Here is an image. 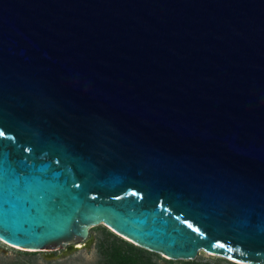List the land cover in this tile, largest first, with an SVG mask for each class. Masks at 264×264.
Here are the masks:
<instances>
[{"label": "water", "instance_id": "95a60500", "mask_svg": "<svg viewBox=\"0 0 264 264\" xmlns=\"http://www.w3.org/2000/svg\"><path fill=\"white\" fill-rule=\"evenodd\" d=\"M0 133L21 251L264 264V0H0Z\"/></svg>", "mask_w": 264, "mask_h": 264}, {"label": "rangeland", "instance_id": "374dc122", "mask_svg": "<svg viewBox=\"0 0 264 264\" xmlns=\"http://www.w3.org/2000/svg\"><path fill=\"white\" fill-rule=\"evenodd\" d=\"M113 237L131 244L126 239L117 236L110 229L101 225L88 228L86 238L81 242L83 247L77 251L72 250L68 252L66 249H59L54 252H25L0 240V264H103L104 258L100 254L99 245L100 243L109 245ZM147 256L155 264H186L187 262L199 264H240L204 252H200L194 261H172L161 254L151 252Z\"/></svg>", "mask_w": 264, "mask_h": 264}, {"label": "trees", "instance_id": "16d2710c", "mask_svg": "<svg viewBox=\"0 0 264 264\" xmlns=\"http://www.w3.org/2000/svg\"><path fill=\"white\" fill-rule=\"evenodd\" d=\"M109 236H111L109 234ZM100 254L104 258L103 264H155L148 257L149 252L113 237L109 245L100 243ZM186 264H199L187 262Z\"/></svg>", "mask_w": 264, "mask_h": 264}, {"label": "bare ground", "instance_id": "6f19581e", "mask_svg": "<svg viewBox=\"0 0 264 264\" xmlns=\"http://www.w3.org/2000/svg\"><path fill=\"white\" fill-rule=\"evenodd\" d=\"M78 245H79V247H78ZM82 247H83V246H82V243L79 242L77 245H75L74 248H71L70 251H72V250H73V251H77V250H80ZM57 250H59V249H57ZM57 250L42 251V252H54V251H57Z\"/></svg>", "mask_w": 264, "mask_h": 264}, {"label": "snow or ice", "instance_id": "6c2138e0", "mask_svg": "<svg viewBox=\"0 0 264 264\" xmlns=\"http://www.w3.org/2000/svg\"><path fill=\"white\" fill-rule=\"evenodd\" d=\"M0 135H3V133H0ZM78 247H79V245H78Z\"/></svg>", "mask_w": 264, "mask_h": 264}]
</instances>
